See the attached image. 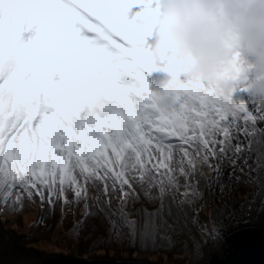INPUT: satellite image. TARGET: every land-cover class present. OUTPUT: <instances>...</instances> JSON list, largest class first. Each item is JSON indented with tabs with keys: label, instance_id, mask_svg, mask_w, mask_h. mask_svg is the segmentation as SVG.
<instances>
[{
	"label": "snow or ice",
	"instance_id": "6c2138e0",
	"mask_svg": "<svg viewBox=\"0 0 264 264\" xmlns=\"http://www.w3.org/2000/svg\"><path fill=\"white\" fill-rule=\"evenodd\" d=\"M159 8L0 0V223L35 205L30 238L50 246L67 248L63 235L85 252L147 251L174 233L202 254L201 181L229 157L264 168V99L252 75L225 93L187 77L174 53L157 61ZM157 72L174 92L166 108L149 80Z\"/></svg>",
	"mask_w": 264,
	"mask_h": 264
},
{
	"label": "clouds",
	"instance_id": "9594fccd",
	"mask_svg": "<svg viewBox=\"0 0 264 264\" xmlns=\"http://www.w3.org/2000/svg\"><path fill=\"white\" fill-rule=\"evenodd\" d=\"M154 27L157 61L174 53L187 77L225 93L252 75V91L264 99V0H160ZM156 92L161 107L173 102L164 84Z\"/></svg>",
	"mask_w": 264,
	"mask_h": 264
},
{
	"label": "rangeland",
	"instance_id": "374dc122",
	"mask_svg": "<svg viewBox=\"0 0 264 264\" xmlns=\"http://www.w3.org/2000/svg\"><path fill=\"white\" fill-rule=\"evenodd\" d=\"M158 73V72H157ZM156 73L152 74L155 75ZM213 172L209 173L206 179L201 181L206 209L203 217L207 222L210 235L204 245L203 252L197 253L198 258H194V247L185 249L183 241L185 237L169 233L171 240H161L153 249L149 245L147 251H142L139 247L130 248L125 246L117 248H97L90 252H85L86 245L82 241H72L62 235L61 242L67 239V248H60L59 245H49L40 243L34 238H30V226L40 219L41 211L33 205L28 211L23 212L19 217L12 220L7 225L0 223V264H40L42 257L50 254H64L78 257L109 256L113 258L138 257L146 255V260L159 264H210L213 256L223 257L224 250L228 245L226 235L236 227L237 218L241 210L248 205L251 200L253 190L244 182H241L229 195L234 205L224 216L221 228L218 227L216 212L222 206L216 202L212 195ZM196 210L189 206V214ZM28 217V218H27ZM59 221V214L54 219H49L48 223L55 231V226ZM71 227V220L65 226Z\"/></svg>",
	"mask_w": 264,
	"mask_h": 264
},
{
	"label": "water",
	"instance_id": "95a60500",
	"mask_svg": "<svg viewBox=\"0 0 264 264\" xmlns=\"http://www.w3.org/2000/svg\"><path fill=\"white\" fill-rule=\"evenodd\" d=\"M223 257L213 256L210 264H264V200L251 202L239 214L236 227L226 235ZM40 264H159L136 257H78L64 254L43 256Z\"/></svg>",
	"mask_w": 264,
	"mask_h": 264
},
{
	"label": "bare ground",
	"instance_id": "6f19581e",
	"mask_svg": "<svg viewBox=\"0 0 264 264\" xmlns=\"http://www.w3.org/2000/svg\"><path fill=\"white\" fill-rule=\"evenodd\" d=\"M165 78L164 73L158 72L155 75H151L149 80L154 89H157L163 86ZM245 158V156H235L214 162L212 195L215 201L222 205L215 216L219 228H221L223 216L234 205L233 200L230 198L232 195L230 196L229 193L235 190L241 182L246 183L253 190L249 203L264 200V168L259 170H256L255 166L250 168L249 165H252V160L249 159L247 164H245ZM233 160L236 162L233 163ZM238 219L239 215L237 221ZM136 258L138 260H146V255H139Z\"/></svg>",
	"mask_w": 264,
	"mask_h": 264
}]
</instances>
